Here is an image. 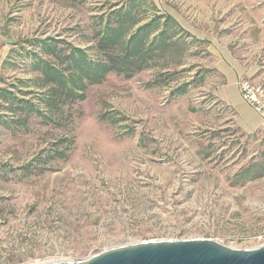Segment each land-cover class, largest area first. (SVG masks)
<instances>
[{
  "label": "rangeland",
  "instance_id": "obj_1",
  "mask_svg": "<svg viewBox=\"0 0 264 264\" xmlns=\"http://www.w3.org/2000/svg\"><path fill=\"white\" fill-rule=\"evenodd\" d=\"M109 34L141 70L97 75ZM226 52L264 85V0H0V264L264 244V131L218 96Z\"/></svg>",
  "mask_w": 264,
  "mask_h": 264
},
{
  "label": "water",
  "instance_id": "obj_2",
  "mask_svg": "<svg viewBox=\"0 0 264 264\" xmlns=\"http://www.w3.org/2000/svg\"><path fill=\"white\" fill-rule=\"evenodd\" d=\"M46 264H264V244L235 249L211 239L153 240L110 248L82 261Z\"/></svg>",
  "mask_w": 264,
  "mask_h": 264
},
{
  "label": "crops",
  "instance_id": "obj_3",
  "mask_svg": "<svg viewBox=\"0 0 264 264\" xmlns=\"http://www.w3.org/2000/svg\"><path fill=\"white\" fill-rule=\"evenodd\" d=\"M227 60L223 54L221 61L218 62L217 69L225 80V84L219 91V98L237 114L240 122L245 126L249 124L260 125V117L258 114L243 100L239 89V83L246 80L244 75L246 71L241 67L240 63L232 57L228 52Z\"/></svg>",
  "mask_w": 264,
  "mask_h": 264
},
{
  "label": "trees",
  "instance_id": "obj_4",
  "mask_svg": "<svg viewBox=\"0 0 264 264\" xmlns=\"http://www.w3.org/2000/svg\"><path fill=\"white\" fill-rule=\"evenodd\" d=\"M117 38L109 34L99 41V48L105 54V62L100 66V69H97V75L103 77L107 73L128 74L129 70H141L144 67L143 62L139 61L145 56L140 46L128 47L129 45H126L124 49H121L116 43ZM116 49H120V52H116Z\"/></svg>",
  "mask_w": 264,
  "mask_h": 264
},
{
  "label": "built area",
  "instance_id": "obj_5",
  "mask_svg": "<svg viewBox=\"0 0 264 264\" xmlns=\"http://www.w3.org/2000/svg\"><path fill=\"white\" fill-rule=\"evenodd\" d=\"M239 89L243 100L260 117V127L264 131V85L246 79L239 83Z\"/></svg>",
  "mask_w": 264,
  "mask_h": 264
}]
</instances>
